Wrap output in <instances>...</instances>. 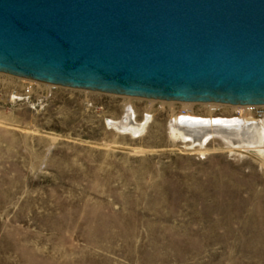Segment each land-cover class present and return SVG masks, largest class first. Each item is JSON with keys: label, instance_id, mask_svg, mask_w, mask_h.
I'll use <instances>...</instances> for the list:
<instances>
[{"label": "rangeland", "instance_id": "rangeland-1", "mask_svg": "<svg viewBox=\"0 0 264 264\" xmlns=\"http://www.w3.org/2000/svg\"><path fill=\"white\" fill-rule=\"evenodd\" d=\"M193 105L0 72V264H264V151L172 129L257 109Z\"/></svg>", "mask_w": 264, "mask_h": 264}, {"label": "water", "instance_id": "water-1", "mask_svg": "<svg viewBox=\"0 0 264 264\" xmlns=\"http://www.w3.org/2000/svg\"><path fill=\"white\" fill-rule=\"evenodd\" d=\"M0 72L152 99L264 105V0H0Z\"/></svg>", "mask_w": 264, "mask_h": 264}, {"label": "bare ground", "instance_id": "bare-ground-1", "mask_svg": "<svg viewBox=\"0 0 264 264\" xmlns=\"http://www.w3.org/2000/svg\"><path fill=\"white\" fill-rule=\"evenodd\" d=\"M200 103L206 111L213 105L232 107H242L249 110H254V105H232L216 102H185L182 101L183 107H189L193 104ZM194 106V105H193ZM194 111L185 110L172 123V129L175 133L181 136L184 140H192L194 145L203 147V145L213 137H223L229 144L234 147L242 148L244 151L256 149L264 151V122L263 117H257L254 113L253 119L242 116L238 117H203L194 115ZM134 110L131 106L127 107L126 118L123 121L115 122L118 125L127 127L129 130L140 131L142 128L141 122L134 119ZM255 119V120H254ZM262 121V122H261ZM112 124V123H111ZM117 126V125H116ZM125 129V128H124ZM123 129V130H124ZM127 130V129H125ZM124 130V131H125ZM139 133V132H138ZM263 146V147H262ZM194 147V146H193ZM205 147V146H204Z\"/></svg>", "mask_w": 264, "mask_h": 264}, {"label": "built area", "instance_id": "built-area-1", "mask_svg": "<svg viewBox=\"0 0 264 264\" xmlns=\"http://www.w3.org/2000/svg\"><path fill=\"white\" fill-rule=\"evenodd\" d=\"M216 103H218V102H216ZM254 106L257 109L256 115H258L259 117L261 116V117L264 118V105H254Z\"/></svg>", "mask_w": 264, "mask_h": 264}]
</instances>
